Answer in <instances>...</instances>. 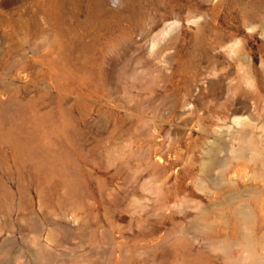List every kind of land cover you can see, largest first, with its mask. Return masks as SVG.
Listing matches in <instances>:
<instances>
[{
    "label": "rangeland",
    "instance_id": "374dc122",
    "mask_svg": "<svg viewBox=\"0 0 264 264\" xmlns=\"http://www.w3.org/2000/svg\"><path fill=\"white\" fill-rule=\"evenodd\" d=\"M0 264H264V0H0Z\"/></svg>",
    "mask_w": 264,
    "mask_h": 264
}]
</instances>
